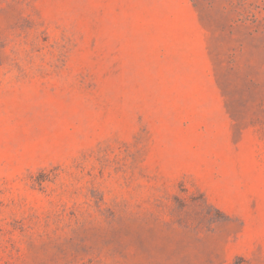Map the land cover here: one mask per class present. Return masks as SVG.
<instances>
[{"label":"rangeland","instance_id":"374dc122","mask_svg":"<svg viewBox=\"0 0 264 264\" xmlns=\"http://www.w3.org/2000/svg\"><path fill=\"white\" fill-rule=\"evenodd\" d=\"M0 264H264V0H0Z\"/></svg>","mask_w":264,"mask_h":264}]
</instances>
